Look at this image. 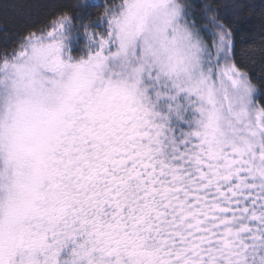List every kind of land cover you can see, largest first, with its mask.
Here are the masks:
<instances>
[{
    "label": "snow or ice",
    "instance_id": "1",
    "mask_svg": "<svg viewBox=\"0 0 264 264\" xmlns=\"http://www.w3.org/2000/svg\"><path fill=\"white\" fill-rule=\"evenodd\" d=\"M250 7L76 0L0 49V264H264Z\"/></svg>",
    "mask_w": 264,
    "mask_h": 264
},
{
    "label": "trees",
    "instance_id": "2",
    "mask_svg": "<svg viewBox=\"0 0 264 264\" xmlns=\"http://www.w3.org/2000/svg\"><path fill=\"white\" fill-rule=\"evenodd\" d=\"M243 2L251 7L245 10L244 23L238 29L237 57L248 65L254 77L259 78L261 74L259 46L264 40V27L261 25L264 0H243ZM75 3L76 0H11L10 10L6 13L0 11V49L11 48L27 27L43 25L60 11L70 10Z\"/></svg>",
    "mask_w": 264,
    "mask_h": 264
}]
</instances>
